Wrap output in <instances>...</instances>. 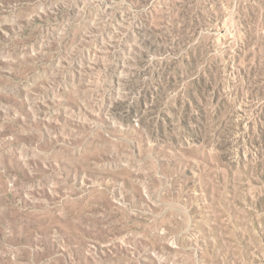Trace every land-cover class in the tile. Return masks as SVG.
<instances>
[{
  "label": "rangeland",
  "instance_id": "1",
  "mask_svg": "<svg viewBox=\"0 0 264 264\" xmlns=\"http://www.w3.org/2000/svg\"><path fill=\"white\" fill-rule=\"evenodd\" d=\"M0 264H264V0H0Z\"/></svg>",
  "mask_w": 264,
  "mask_h": 264
}]
</instances>
